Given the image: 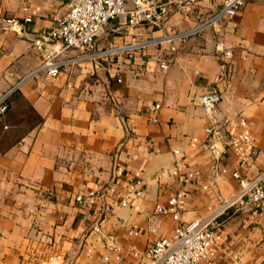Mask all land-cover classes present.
Here are the masks:
<instances>
[{"label": "crops", "instance_id": "crops-1", "mask_svg": "<svg viewBox=\"0 0 264 264\" xmlns=\"http://www.w3.org/2000/svg\"><path fill=\"white\" fill-rule=\"evenodd\" d=\"M221 5L199 0L191 19L172 13L162 30L120 16L96 48L187 30ZM65 10L63 0H0V95L39 66L33 37ZM218 40L230 56L216 52ZM175 45L132 58L85 57L16 89L12 106L21 98L42 121L0 149V264H143L147 246L172 233L171 215L158 211L171 196L183 221L203 218L239 192L235 172L252 178L264 169V0H245L235 15ZM210 88L222 96L211 115L196 100ZM89 191L99 195L75 200ZM203 264H264V208L239 200L221 212Z\"/></svg>", "mask_w": 264, "mask_h": 264}, {"label": "built area", "instance_id": "built-area-1", "mask_svg": "<svg viewBox=\"0 0 264 264\" xmlns=\"http://www.w3.org/2000/svg\"><path fill=\"white\" fill-rule=\"evenodd\" d=\"M66 10L56 16L49 30L34 35L33 45L42 55V61L35 69L23 74L13 85L0 95V115L8 108V98L29 77L38 72L48 76H56L67 66L80 62L86 58L118 57L122 54L128 56L144 54L153 45H166L170 51H175L177 40H186L204 29L213 26L225 16L235 15L244 5L245 0H222L221 8L214 14L201 18L194 26L178 32H164L157 38L137 39L120 46H109L98 50L96 38L103 27L111 20L125 16L130 26L147 25L151 28L162 30L172 13H180L183 18L191 19L199 8V0H63ZM29 18H27L28 20ZM11 22L12 20H8ZM79 49L80 56L64 57L66 51ZM215 50L223 56H230L223 41L215 43ZM169 63L161 60L160 67L168 68ZM8 76L15 75L14 68L6 71ZM222 99L221 92L210 88L200 93L196 100L208 114H213ZM150 112H155L156 106L149 107ZM148 119L155 122L157 117L149 114ZM212 134L210 127L206 128ZM244 138H246L244 136ZM174 152H178L174 150ZM240 178L241 188L232 200L225 201L221 206L206 217L190 221L181 219V212L177 207L175 196H171L165 209L158 211L168 212L174 226L169 236L161 237L147 246L143 264H203L207 261V250L214 243L216 218L226 208L240 200L245 204L257 208H264V169L252 178H245L239 173L233 174ZM134 196L139 197L143 192V181L134 178L131 182ZM99 195V192L89 191L77 194L75 200L86 203ZM121 205H127L129 200L122 198ZM98 224H95L96 229Z\"/></svg>", "mask_w": 264, "mask_h": 264}, {"label": "trees", "instance_id": "trees-1", "mask_svg": "<svg viewBox=\"0 0 264 264\" xmlns=\"http://www.w3.org/2000/svg\"><path fill=\"white\" fill-rule=\"evenodd\" d=\"M17 97L16 91H14L8 98V108L4 114L0 115V149L4 150L14 143L18 142L28 131H30L35 125L42 121V118L32 109V107L18 98L17 103L12 106V101ZM23 106H27L34 115L35 119L31 121V117L25 115ZM8 117L6 114L10 111ZM20 117L19 119H17ZM9 124L10 128H3V124ZM6 127V125L4 126ZM2 129V130H1Z\"/></svg>", "mask_w": 264, "mask_h": 264}, {"label": "rangeland", "instance_id": "rangeland-1", "mask_svg": "<svg viewBox=\"0 0 264 264\" xmlns=\"http://www.w3.org/2000/svg\"><path fill=\"white\" fill-rule=\"evenodd\" d=\"M166 49H167V51H169V52H173V51H170L167 47H166ZM124 57H127V58H132L133 56H135V55H133V56H128L127 54H122ZM109 58H111V59H113V58H115V57H109ZM103 60H105L104 58H103ZM162 60H164V61H167V62H169L167 59H162ZM159 65H160V63H159ZM23 109L25 110V115L26 116H30L32 119H31V121H33L34 119H35V117H34V115H32V112L29 110V108L27 107V106H23ZM20 117H18L17 119H19Z\"/></svg>", "mask_w": 264, "mask_h": 264}]
</instances>
